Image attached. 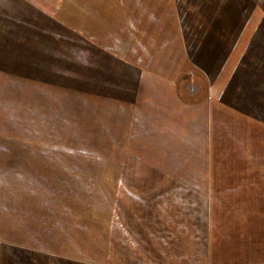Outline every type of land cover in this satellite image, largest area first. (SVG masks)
<instances>
[{
    "label": "crops",
    "instance_id": "obj_1",
    "mask_svg": "<svg viewBox=\"0 0 264 264\" xmlns=\"http://www.w3.org/2000/svg\"><path fill=\"white\" fill-rule=\"evenodd\" d=\"M96 134L131 139L91 246L16 179ZM0 264H264V0H0Z\"/></svg>",
    "mask_w": 264,
    "mask_h": 264
},
{
    "label": "rangeland",
    "instance_id": "obj_2",
    "mask_svg": "<svg viewBox=\"0 0 264 264\" xmlns=\"http://www.w3.org/2000/svg\"><path fill=\"white\" fill-rule=\"evenodd\" d=\"M65 106L61 105L60 108H65ZM65 117L66 113H60V120L58 121L60 126H57L59 132L58 142L60 143L68 142L64 140L67 130ZM48 123V121L43 122V129L48 127L46 126ZM80 131L84 132L86 130L79 129L78 132ZM123 138L131 139L124 136L117 139L115 136H98L97 134L87 137L76 135L74 142L81 143L84 139L85 141L82 143L89 147L92 146L96 150L68 153V158H66L67 154L65 152L51 153L44 151L36 154L25 152L23 154L27 161L36 159L37 161H34L33 164L29 161L31 167L26 168V174L24 175L26 179L23 178V173L17 174L16 182L24 181L26 190H31L32 186H36L38 190L41 186L42 192L40 195L42 199L39 202L45 209L54 207L57 202L60 208L69 210L73 208L75 223L74 231L69 234L70 239H75V242L79 244L85 243L84 241L87 240L90 241L91 246H97L100 233L99 227L105 223L108 225L107 228L114 225L115 208L118 205L121 207L122 199H125L124 192H121V190L117 192V189L121 188L120 185L114 183V177L119 169L102 167V161L122 158V154L117 152L116 148L120 146L119 140ZM68 139L70 140V138ZM130 156L131 153H124V158H130ZM57 158L58 160H55ZM34 163H36V168L33 167ZM21 186L22 184L19 189ZM1 192H4V190ZM10 192L13 195L16 191L12 189ZM12 220L14 219L12 218ZM15 223L18 224V220L15 219ZM90 250L94 254L97 248L91 247Z\"/></svg>",
    "mask_w": 264,
    "mask_h": 264
}]
</instances>
